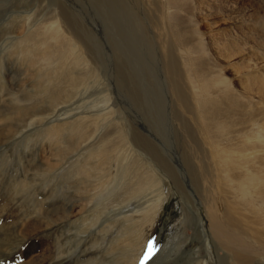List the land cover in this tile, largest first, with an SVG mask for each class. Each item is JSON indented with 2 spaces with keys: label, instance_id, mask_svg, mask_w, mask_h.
Instances as JSON below:
<instances>
[{
  "label": "rangeland",
  "instance_id": "rangeland-1",
  "mask_svg": "<svg viewBox=\"0 0 264 264\" xmlns=\"http://www.w3.org/2000/svg\"><path fill=\"white\" fill-rule=\"evenodd\" d=\"M185 1L180 4H185L182 9L176 6V9L171 8L169 11H176L188 29L194 27L193 21L202 32L205 58L201 63L203 65H198L199 68H207L210 75L222 72L224 78L230 81V91L233 94L236 92L234 95L240 98L246 117L257 119V125L261 127L258 138L255 124H252V128L248 124L237 125L233 131L244 137L247 135L246 150L247 154L250 153V170L264 174V86H261L264 83V27L259 38L240 36L227 42L228 39L222 38V35H226L229 30L235 31L231 30L234 29L232 23L235 20L228 14L216 17L211 14V5L219 1L212 3L211 0H205L204 5L198 4L200 0ZM222 1L228 3L230 11L246 14L247 19L257 13L264 16V0ZM56 12L61 13L60 18L66 17L67 24L77 33L83 49L89 46V61L94 62L91 64L93 66L98 65L96 76L89 75L88 70H94L89 64L88 68H84L69 62L66 66H59V77L52 78L54 73L51 65L33 62L35 57L43 59L50 48H45L46 51L43 47L35 48L28 38L37 31L41 33L50 30ZM156 15L150 0H0V264H77L87 258L88 262L83 264H141L148 241H152L155 253L146 264H191V256H197L205 264H211L209 260L213 258L214 264H219L214 244L206 232L208 221L204 207L198 200L195 205L202 218V235L206 238L207 233L210 243L201 245L194 229L189 226L185 234L190 238L179 251H172L174 245L170 243L174 237L168 239L167 236L169 228L179 218L180 207L177 201L180 197L176 193H170L152 231L147 232L146 241L141 245L137 258H134L138 248L137 240L142 233L139 234L133 227H124V217L129 213H124V209L117 210V206H112L115 199H104L98 191L111 185L109 180L114 171L111 176L102 174V179H99L101 174L84 177L90 174L89 168L92 165L87 151L81 147V150L73 152L67 150L68 153L64 155L63 146L77 138V134L68 133L70 130L77 131V124L81 126L80 129H88L89 146L100 144L105 135L104 130L114 128L116 132L118 126L123 124L133 129L139 128L145 136L148 133V137L156 134L149 138L167 162L176 157L169 146L176 132L169 114L182 115L184 127L196 135V125L186 119L190 113L185 109L179 113L180 110L171 99L160 59V49L164 48L160 43L165 45L166 41L160 40V36L157 38L159 32L153 25V19L160 18ZM185 23L182 22V25L185 26ZM179 27L182 28L180 24ZM245 31L250 33L247 28ZM49 45L52 48L55 42ZM84 72L85 81L72 92V98L54 104L53 108H45L43 117L46 119L34 116L42 121L34 122V118L22 123L16 121L14 114L30 107L25 98H29V101L41 100L46 104L51 90L64 91V86L56 85L60 77L64 79L71 74L81 75ZM187 78L190 79L185 75L182 82L188 92V99L192 101L195 89L192 90ZM61 82V85H65L64 81ZM44 85H52L53 88L46 89ZM135 96L141 98L143 107L136 105ZM110 107H113L112 118L107 117L102 123L96 120L93 127L101 129L97 132L89 130L90 121L77 119L87 113L101 114L102 111L110 110ZM143 108L151 109L147 114L151 115L149 118ZM6 127L13 131L3 136ZM164 131L169 135L167 139L162 134ZM59 149L62 151L57 155ZM200 149L203 148L198 149L203 159L205 155ZM60 161L64 163L61 165ZM76 164L85 169L88 166V171L80 172L81 168ZM178 170L176 173L182 185L187 190L194 189L187 171L180 167ZM71 188H74L73 194L69 195L67 190ZM160 188L157 185L148 191L144 199L157 195ZM115 193L120 195L121 192L115 190ZM218 200L223 205L227 198ZM72 204L75 210L69 218L64 210H70ZM257 207L255 205V210L245 211L248 224L244 226L256 227L258 223L260 229L251 231V237L245 228L243 235L256 247L253 256L255 264H264V214L253 213L261 212ZM239 208L243 209L242 206ZM189 209L194 211V207ZM107 210L113 216L108 222L102 214ZM108 225L110 227L107 228Z\"/></svg>",
  "mask_w": 264,
  "mask_h": 264
},
{
  "label": "bare ground",
  "instance_id": "bare-ground-1",
  "mask_svg": "<svg viewBox=\"0 0 264 264\" xmlns=\"http://www.w3.org/2000/svg\"><path fill=\"white\" fill-rule=\"evenodd\" d=\"M211 1L212 3L216 2V0ZM217 1H219V3H215L214 6L213 4L211 5V14L215 17L228 14L231 19L235 20L232 23L234 29H231L235 31L231 32L230 30H226L227 34L225 35L224 33L222 38L228 39L227 42H232L236 37L239 38L240 36L259 38V34L264 27L263 15L259 13L252 17L247 15L248 18L251 17L247 19L245 16L246 14L244 15L234 10L230 11L227 8L228 3L225 4L226 2L222 0ZM237 1L240 0H235V2ZM183 2L186 1L150 0V5L153 6V10L157 14L156 16L160 18L153 19L154 24L152 23L159 32L157 33V38L160 36V40L166 41V49H164L165 45L160 43V41L157 42L164 46V48L160 49L161 68L168 82L171 99L177 109L180 110L179 113L182 109L190 113L186 119L196 125V129L194 130L196 135L194 136V132L191 133V130L184 127V122L181 118L182 115L176 116L174 113L171 115L169 114V119L176 131L174 132L172 141L169 142V146L176 157L173 158L174 160L171 162H167L159 150L156 149L153 141L149 138L155 137L156 134H150L151 136L148 137V133L145 132L147 134L145 136L139 128L133 129L123 124L118 126L116 132H114V128L109 131L104 130L103 134L105 135L101 139L100 144H92L89 146L88 142L90 136L88 129H80L81 126H77L79 125L77 124V131L70 130L68 132L72 135L77 134V138L63 146L64 155L68 152L81 150V147L84 151H87V156L92 165L89 168L90 174H85L84 177H94L97 174H101L99 179H102L104 178L102 174L106 176L110 174L111 176V172L114 171L112 179L109 180V184L111 185L100 188L98 191L104 199H115L112 206H117V210L124 209V213H129L124 217L122 224L124 227H133L136 231L138 230L139 234L142 233L137 240L136 245L138 248L134 258H137L141 245L143 246L145 243L147 232L149 233L152 231L151 229L159 217V213L162 211L170 193H176L180 197V200L177 201V205L180 207L179 218L175 219V225H177V227L173 224L169 228L167 236L168 239L174 237L170 243L174 245L172 248L173 252L175 251L174 249H178L179 251L187 242L188 238H190L185 234L186 228L190 226L194 229L203 246H205L206 242L210 243L207 238L208 233L210 240L214 244V253L217 256L219 264H255L256 261H253V256L256 254V247L254 248L252 243L248 240L249 238L243 235V231L246 228L252 237L251 231H254L256 228L257 230L260 229V224L258 223L255 224L256 227L244 226L248 224V216L245 215V211L255 210V205H257L258 207L256 209L261 212L255 211L253 213L259 215L264 214V174L250 170L251 166L248 163V154L250 155V153L247 154L246 150L248 140L245 137L247 135L244 137V135L241 134H234L233 130L234 126L245 124H248L252 128V124L257 125L258 121L253 116L250 118L246 117V114L243 112L244 110L242 111L244 106L242 107V103L239 100L240 98L238 99V97L234 95L236 92L233 94V91H230V81L228 78H226L227 80L224 78L222 72L210 75L207 68H199L198 65L202 66L203 64L201 65V63L205 58L203 49L205 43L202 32L199 31L196 24L191 20L189 21L192 22L194 27L188 29L187 24L180 19L179 15H176V11H169L171 8L176 9V6H178L177 9L179 7L182 9L185 4L182 6H180V4ZM221 3L225 5L222 6ZM198 4L204 5L205 0H200ZM166 9H168V11H166ZM60 15L61 13L59 12L55 13L53 24L50 27L51 29L49 28L50 30L41 33L37 31L28 38L29 43L35 48L43 47V49L47 48V50L50 48V50L45 53L46 55L43 56V59H41L40 56L38 59L35 57L33 62H46L51 65V70L55 74L52 75V78L59 77L57 74L59 66L62 64L66 66L69 62L75 66H85L84 68L92 66L94 70H88V72L90 76H94L96 74L95 69H97L98 65L96 66L94 64L95 66H93L91 64L94 62L89 61V46L87 45L86 50L83 49V45L80 39H78L77 33L67 24L66 17L62 16L60 18ZM246 19L249 20L248 23ZM182 22L186 25L183 26ZM215 22L213 21V23ZM179 24L182 28L179 27ZM246 28L249 29L250 33L245 31ZM262 34L264 35V33ZM52 41L55 42V46L51 48L49 43ZM157 42L156 44H158ZM67 60L69 61L67 62ZM71 64L69 67H71ZM212 72L213 71H211V73ZM185 75L190 77V79H186L187 83L192 90L195 89V91H193L192 101L188 99V92L186 93L185 87L183 86L182 81ZM85 77V72L81 75L71 74V76L64 77V79L60 77L59 79L64 81L65 85H61L63 82L60 80L56 82V85L64 86V91H48L50 94L48 95L46 104L41 100L29 101V98L27 100L26 98L24 99L23 96V99L30 104V107L25 111L21 110L20 113H15L16 121L22 123L24 120L34 118V116L46 119V117H43L46 112L45 108H53L54 104L72 98V92L84 83ZM191 79L194 80L191 81ZM97 80L99 81V79ZM44 86H46V89L53 88L52 85ZM261 86H264V83H261ZM216 93H218V95H215ZM135 99L136 105L138 107L140 105L143 107L141 98L136 97ZM72 109L73 108H71V111ZM143 109L146 110L145 115L147 116L151 109ZM75 111L76 110H74V112ZM103 112L104 111H102L101 114L98 112L87 113L86 115L77 117V119L80 118L81 120V118H83L82 121H90L91 129L89 130L97 132L101 129L93 127L96 120L102 123L107 117L112 118L113 107ZM91 117H93L92 120ZM33 121L40 122L42 120L34 118ZM254 128L257 129L256 136L261 133L260 126L257 125ZM12 131V128L6 127L3 136L8 135ZM172 133L173 132H171V134ZM162 134L165 135L166 139L167 136H169L166 134V131ZM239 137L242 139L239 140ZM256 138H258V136ZM166 139H163V141L166 142ZM199 148H203L199 150L205 155L203 159L198 153ZM67 150L69 151L67 152ZM61 151L62 149L57 150L56 154L58 155ZM261 153L260 156H263ZM256 154L257 153H255V155ZM83 162L86 161L83 160ZM63 163L61 162V165ZM76 163H78V158ZM67 165L69 167L71 166L69 163ZM76 166L81 168L80 172L88 171V166L86 169L77 164ZM179 167L187 171L185 172L191 179L194 189L187 190L182 185L179 175L176 173ZM259 171L262 172L263 170L259 169ZM38 173L39 171L37 175ZM180 175L184 176L183 174ZM67 183L68 182H64V184ZM157 185L161 186L158 194L144 199L147 196V192ZM73 189L74 188L67 190L69 195L73 194ZM115 190L120 191V195H117ZM225 197L227 201L223 205H220L222 201L218 200V198ZM196 200L200 201L204 207V213L208 221L206 238L202 235V218L196 208ZM127 205H131V207H125ZM239 206H242L243 209H240ZM189 207H194V211H191ZM74 210V204L71 205L70 210H64L66 217H72ZM109 212L110 210H107L106 213H102L107 217V222L113 217L112 213ZM262 220L264 222V218H262ZM117 222L118 220L115 221V223ZM108 227H110V225H108L107 228ZM91 229L92 228H90L88 232ZM80 233L86 234L87 232ZM182 250L184 251V249ZM207 259L209 260V258ZM190 260L191 264H205V262L200 261V258H197V256L196 258L191 256ZM209 261L211 264H214L213 258ZM87 262L88 258L79 261L77 264Z\"/></svg>",
  "mask_w": 264,
  "mask_h": 264
},
{
  "label": "snow or ice",
  "instance_id": "snow-or-ice-1",
  "mask_svg": "<svg viewBox=\"0 0 264 264\" xmlns=\"http://www.w3.org/2000/svg\"><path fill=\"white\" fill-rule=\"evenodd\" d=\"M155 250H154V245L152 243V241H148L147 243V250L144 253V256L141 260V264H146V262L152 258V256L154 255Z\"/></svg>",
  "mask_w": 264,
  "mask_h": 264
}]
</instances>
